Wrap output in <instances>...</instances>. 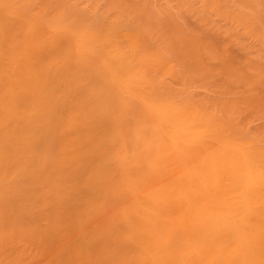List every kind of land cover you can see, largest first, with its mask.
Wrapping results in <instances>:
<instances>
[{
    "label": "bare ground",
    "instance_id": "6f19581e",
    "mask_svg": "<svg viewBox=\"0 0 264 264\" xmlns=\"http://www.w3.org/2000/svg\"><path fill=\"white\" fill-rule=\"evenodd\" d=\"M0 264H264V0H0Z\"/></svg>",
    "mask_w": 264,
    "mask_h": 264
},
{
    "label": "rangeland",
    "instance_id": "374dc122",
    "mask_svg": "<svg viewBox=\"0 0 264 264\" xmlns=\"http://www.w3.org/2000/svg\"><path fill=\"white\" fill-rule=\"evenodd\" d=\"M254 121H255V123H259L261 121V119H259V120L255 119Z\"/></svg>",
    "mask_w": 264,
    "mask_h": 264
}]
</instances>
